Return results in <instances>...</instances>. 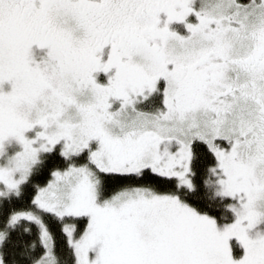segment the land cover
Here are the masks:
<instances>
[{"label":"snow or ice","instance_id":"6c2138e0","mask_svg":"<svg viewBox=\"0 0 264 264\" xmlns=\"http://www.w3.org/2000/svg\"><path fill=\"white\" fill-rule=\"evenodd\" d=\"M0 264H264V0H0Z\"/></svg>","mask_w":264,"mask_h":264}]
</instances>
